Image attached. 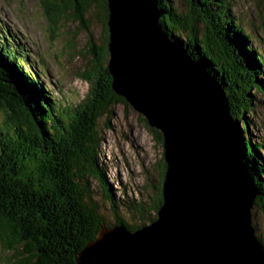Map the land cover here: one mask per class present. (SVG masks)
<instances>
[{
  "label": "trees",
  "instance_id": "obj_1",
  "mask_svg": "<svg viewBox=\"0 0 264 264\" xmlns=\"http://www.w3.org/2000/svg\"><path fill=\"white\" fill-rule=\"evenodd\" d=\"M158 2L165 33L206 65L207 72L222 84L245 161L260 190L256 204L264 211V140L254 136L252 118L257 112L256 95H264V26L263 36L255 34L253 26L244 24L234 13L229 0ZM93 5L99 7L104 24V43L97 46L88 32L93 57L81 76L90 87L77 101L62 94L54 96L42 80L44 70L34 68L25 45L0 27L3 264H76L77 253L96 238L102 224H123L133 231L156 218L162 204L165 159L162 183L154 186L156 201L117 195L99 160L103 141L99 120L106 117L104 126L107 125L117 104L132 107L111 87L112 76L107 68L108 1L41 0L45 17L54 30L67 6L74 9L73 19L89 30L85 16ZM257 18L263 24L264 12L259 10ZM4 81L21 92L30 104L31 115L23 110V104L10 98ZM139 117L162 144L161 131L149 126L141 114ZM257 236L264 247V240Z\"/></svg>",
  "mask_w": 264,
  "mask_h": 264
},
{
  "label": "water",
  "instance_id": "obj_2",
  "mask_svg": "<svg viewBox=\"0 0 264 264\" xmlns=\"http://www.w3.org/2000/svg\"><path fill=\"white\" fill-rule=\"evenodd\" d=\"M107 1L111 87L162 133L163 200L156 218L133 231L102 224L76 264H264L253 223L264 217L260 190L222 84L165 33L158 0Z\"/></svg>",
  "mask_w": 264,
  "mask_h": 264
},
{
  "label": "rangeland",
  "instance_id": "obj_3",
  "mask_svg": "<svg viewBox=\"0 0 264 264\" xmlns=\"http://www.w3.org/2000/svg\"><path fill=\"white\" fill-rule=\"evenodd\" d=\"M229 1L244 24L253 26L255 34L263 36L264 23L257 18V13L259 10L264 12V0ZM89 9L85 16L89 30L73 19L74 9L70 6L66 7L54 30L45 17L41 0H0V27L25 45V52L34 68L44 70L42 80L54 96L62 94L77 101L89 90V81L81 76L90 67L93 57L89 51L88 32L92 33L95 44L100 47L105 35L99 7L93 5ZM257 43L260 44V40ZM256 97L258 103L255 102L256 116L252 117L255 124L253 132L254 136L264 140V95L258 93ZM105 120L106 117L99 120L103 141L98 156L107 178L114 184L116 194L123 193L135 200L142 197L156 201L154 186H159L163 177V144L155 140L132 107L117 104L104 126ZM156 192L158 194L160 189ZM105 214V218L110 220L108 213ZM262 214L260 211L254 216L253 223L257 225V234L264 240ZM3 255L0 252V264H3Z\"/></svg>",
  "mask_w": 264,
  "mask_h": 264
},
{
  "label": "bare ground",
  "instance_id": "obj_4",
  "mask_svg": "<svg viewBox=\"0 0 264 264\" xmlns=\"http://www.w3.org/2000/svg\"><path fill=\"white\" fill-rule=\"evenodd\" d=\"M215 78V77H214ZM216 79V78H215ZM220 83V82H219ZM221 84V83H220ZM240 141V140H239ZM165 174H166V172H165ZM146 219V218H145Z\"/></svg>",
  "mask_w": 264,
  "mask_h": 264
}]
</instances>
